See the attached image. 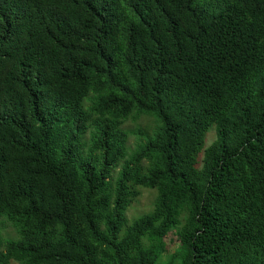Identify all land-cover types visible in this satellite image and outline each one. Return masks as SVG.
<instances>
[{"label":"trees","instance_id":"16d2710c","mask_svg":"<svg viewBox=\"0 0 264 264\" xmlns=\"http://www.w3.org/2000/svg\"><path fill=\"white\" fill-rule=\"evenodd\" d=\"M1 217L0 264H157L172 230L264 264V0H0Z\"/></svg>","mask_w":264,"mask_h":264},{"label":"rangeland","instance_id":"374dc122","mask_svg":"<svg viewBox=\"0 0 264 264\" xmlns=\"http://www.w3.org/2000/svg\"><path fill=\"white\" fill-rule=\"evenodd\" d=\"M156 125L155 119L151 116H140L136 119H127L124 123V128L128 132V145L130 149H133L137 140V136L133 133L136 129L148 130L151 132ZM215 138L214 127L211 126L205 134L203 143L196 153V165L200 166L201 158L204 148L211 143ZM139 195L133 200L128 207L126 215L128 221L133 220L138 215L145 213L153 207V202L156 196V190L150 188L138 187ZM0 232L5 238H18L19 234L15 227H13L8 221L0 218ZM167 246L164 253L161 255L157 264H179V258L174 253L179 249V238L175 230H172L164 238ZM9 264H19L16 261L11 260Z\"/></svg>","mask_w":264,"mask_h":264}]
</instances>
